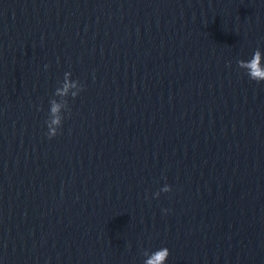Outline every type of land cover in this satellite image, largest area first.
Segmentation results:
<instances>
[{"label":"water","instance_id":"water-1","mask_svg":"<svg viewBox=\"0 0 264 264\" xmlns=\"http://www.w3.org/2000/svg\"><path fill=\"white\" fill-rule=\"evenodd\" d=\"M263 3L0 0V264H87Z\"/></svg>","mask_w":264,"mask_h":264},{"label":"clouds","instance_id":"clouds-1","mask_svg":"<svg viewBox=\"0 0 264 264\" xmlns=\"http://www.w3.org/2000/svg\"><path fill=\"white\" fill-rule=\"evenodd\" d=\"M261 55L262 51L257 48L254 50L249 60L240 59L237 61L238 68L246 69V74L248 75L249 79L257 83L264 81V66L261 65ZM70 75V73H65L63 86L56 88L53 96H67L69 89L77 86V82L71 81L69 79ZM82 90L83 87L81 88V91ZM78 95L79 93L77 92L72 93L74 98H76ZM61 107V104L58 103L57 100H49L48 119L45 121V124L48 128L47 136L49 139L57 136V128L62 127L63 118L60 116ZM170 191L171 187L169 185H165L154 195L159 197L160 192L168 193ZM169 255V249L167 247H161L155 251H152L150 255H148V258L144 261V264H166Z\"/></svg>","mask_w":264,"mask_h":264}]
</instances>
